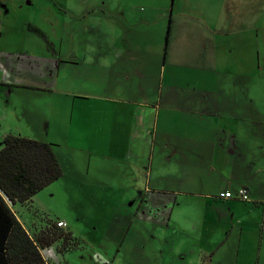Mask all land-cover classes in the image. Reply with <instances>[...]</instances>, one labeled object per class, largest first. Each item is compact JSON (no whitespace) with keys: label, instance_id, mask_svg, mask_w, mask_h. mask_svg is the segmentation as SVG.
<instances>
[{"label":"crops","instance_id":"crops-1","mask_svg":"<svg viewBox=\"0 0 264 264\" xmlns=\"http://www.w3.org/2000/svg\"><path fill=\"white\" fill-rule=\"evenodd\" d=\"M103 1L96 7L99 16L86 18L78 32L70 29L60 40L68 45L64 53L50 41L46 51L15 48L8 38L7 0L0 1V147L6 133L51 142L68 181L70 218H56L73 233L79 228L74 222L86 219L91 229L120 242L128 237L131 264H261V107L252 105L248 86L241 84L233 90L210 80L204 87L175 82L168 89L173 85L164 86V67L153 59L152 46L131 34L137 23L125 24L132 10L113 5L111 11ZM205 2L190 7L189 17L180 10L190 0L172 9L163 60L172 52L174 64L181 56L199 69L216 66L220 53L231 62L230 52H242L246 36L234 32L232 21L238 22L233 18L244 0ZM149 20L142 15L138 24ZM141 30L148 33L146 26ZM223 44L229 55L216 49ZM181 109L200 117L181 118L174 113ZM241 187L246 199L236 194ZM110 189L113 197H104ZM225 190L233 195L221 196ZM90 213L93 220L86 218ZM53 249L42 251L60 260ZM95 253L80 264H111L92 258ZM116 262L125 264L119 255Z\"/></svg>","mask_w":264,"mask_h":264},{"label":"rangeland","instance_id":"rangeland-1","mask_svg":"<svg viewBox=\"0 0 264 264\" xmlns=\"http://www.w3.org/2000/svg\"><path fill=\"white\" fill-rule=\"evenodd\" d=\"M100 2L102 0H7L8 15L6 19L11 25L7 30L8 38H12L13 42L15 41L17 44L15 48L31 53L46 51V41L55 42L56 48L64 53L67 51L68 45L65 44V41L60 44V40L62 41L65 36L67 39L70 29L78 32L75 29L80 22L84 24L86 18L90 22L91 16L92 18L99 16L96 7L101 4ZM190 2L191 6L181 10L179 7L177 9L179 0H105L102 4L104 8L110 6L111 11L113 5L115 9L118 8L121 11L124 7H129L132 10L133 13L128 15L129 20L125 24L131 26L129 22L137 23L134 30L131 29V34L137 42L152 46L153 59L158 62V65L161 64L164 67V86L173 85L169 86L168 89H174L175 82L180 86L195 82L201 84L199 87H204L203 84L210 80L209 84H219L233 90L241 84L248 86L249 100L251 99L253 106L261 107L264 114V0H244L245 8L242 13L239 16L234 15V18L233 13H231V18L238 21H232L234 24L232 27L237 24L234 32L240 31L246 36L244 47H241L242 52L239 53L237 50L230 52L233 59L231 62L230 56L227 59L220 53L221 60L219 63L217 62L216 66H209L204 63L199 69L195 61H187L181 56L178 57L180 60L174 64L172 52L165 56V60L162 57L165 55L164 44L168 35H166V26L169 23V15L172 9L173 12L184 11L182 15L189 17L190 7L206 4L205 0H190ZM91 8L93 9L91 10ZM102 10L100 9V11ZM142 15L149 17L150 20L146 22L147 25L138 24ZM67 21L69 23L65 24ZM34 25L38 28H33ZM142 26H146L148 30V33L145 30V36L141 30ZM87 28L90 29V26ZM121 28L124 26L122 25ZM77 32L76 34H78ZM174 34L172 33L173 36ZM168 37H171L170 34ZM216 49L229 55L227 50H230V47L226 44L216 46ZM193 67H196V70ZM21 97L26 101L31 99V96L26 93L21 94ZM199 108H203V105L197 106L196 109ZM174 113L181 118L196 119L200 117L197 111L192 113L181 109L174 111ZM256 115L260 119L262 118L261 113ZM67 186L68 181L65 175H62L36 192L32 197L31 205H23L16 201L13 207L22 222L29 227H32L33 221L41 223L40 219L36 217L39 216L35 214L37 211L50 218L55 219L57 216H62L69 220L70 216L66 211L68 205ZM108 191L104 197H113L112 190ZM37 196L38 199L35 200ZM94 216L90 213L86 218L93 220ZM74 223L79 228L76 233L72 232V234L79 238V243L64 252L61 250L57 252L54 248L56 243L53 244L50 248H54L53 250L59 255L60 260L50 259V261L56 264H80L86 260L87 263L91 261V252L95 251L96 253L92 255V258L97 261L102 258L111 264H121L116 262L119 255L122 263L131 264L129 262L131 254L128 252V237L120 242L117 237L105 235L101 230L91 229V221L86 219ZM227 246L229 248L233 246V238H229ZM153 256L155 257V254Z\"/></svg>","mask_w":264,"mask_h":264},{"label":"trees","instance_id":"trees-1","mask_svg":"<svg viewBox=\"0 0 264 264\" xmlns=\"http://www.w3.org/2000/svg\"><path fill=\"white\" fill-rule=\"evenodd\" d=\"M46 140L19 133H6L0 147V264H56L43 249L53 246L62 252L70 250L79 238L60 219L37 211L41 223L26 227L13 203H28L31 197L62 174V167ZM63 220V219H62Z\"/></svg>","mask_w":264,"mask_h":264},{"label":"built area","instance_id":"built-area-1","mask_svg":"<svg viewBox=\"0 0 264 264\" xmlns=\"http://www.w3.org/2000/svg\"><path fill=\"white\" fill-rule=\"evenodd\" d=\"M221 196H224V197H229V196H232L233 195V192L230 191V190H225V191H221L219 193ZM239 197L243 198V199H246L248 197V193H247V189L245 187H241L237 190V193H236ZM59 225H64L65 222L64 220L60 219L58 220L57 222Z\"/></svg>","mask_w":264,"mask_h":264}]
</instances>
